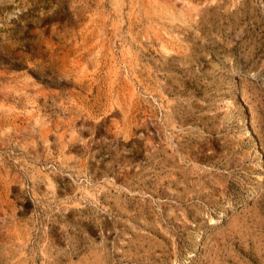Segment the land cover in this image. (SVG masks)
Listing matches in <instances>:
<instances>
[{
	"label": "rangeland",
	"instance_id": "374dc122",
	"mask_svg": "<svg viewBox=\"0 0 264 264\" xmlns=\"http://www.w3.org/2000/svg\"><path fill=\"white\" fill-rule=\"evenodd\" d=\"M0 264H264V0H0Z\"/></svg>",
	"mask_w": 264,
	"mask_h": 264
},
{
	"label": "bare ground",
	"instance_id": "6f19581e",
	"mask_svg": "<svg viewBox=\"0 0 264 264\" xmlns=\"http://www.w3.org/2000/svg\"><path fill=\"white\" fill-rule=\"evenodd\" d=\"M153 156V155H152Z\"/></svg>",
	"mask_w": 264,
	"mask_h": 264
}]
</instances>
